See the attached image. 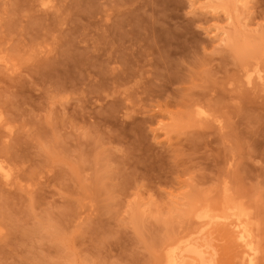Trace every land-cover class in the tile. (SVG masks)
I'll list each match as a JSON object with an SVG mask.
<instances>
[{"label": "rangeland", "instance_id": "rangeland-1", "mask_svg": "<svg viewBox=\"0 0 264 264\" xmlns=\"http://www.w3.org/2000/svg\"><path fill=\"white\" fill-rule=\"evenodd\" d=\"M255 69L264 0H0V264H162L226 198L264 264Z\"/></svg>", "mask_w": 264, "mask_h": 264}, {"label": "bare ground", "instance_id": "bare-ground-1", "mask_svg": "<svg viewBox=\"0 0 264 264\" xmlns=\"http://www.w3.org/2000/svg\"><path fill=\"white\" fill-rule=\"evenodd\" d=\"M246 85H253L254 79L264 87V71L255 69L245 76ZM201 112V118L206 119ZM0 115V122H1ZM0 178L5 183L14 179L13 170L0 161ZM199 228L186 237L169 243L165 247L162 264H219L220 249L213 243L214 234L225 229L239 249L240 264H259V248L253 230L249 226V214L234 200L224 199L219 208L204 206L194 213Z\"/></svg>", "mask_w": 264, "mask_h": 264}]
</instances>
